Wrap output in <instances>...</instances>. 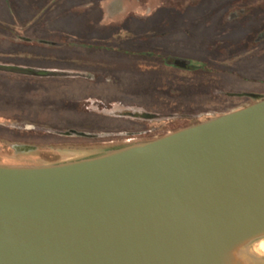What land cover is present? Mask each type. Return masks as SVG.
I'll list each match as a JSON object with an SVG mask.
<instances>
[{
    "label": "rangeland",
    "instance_id": "obj_1",
    "mask_svg": "<svg viewBox=\"0 0 264 264\" xmlns=\"http://www.w3.org/2000/svg\"><path fill=\"white\" fill-rule=\"evenodd\" d=\"M0 65V164L74 158L263 94L264 0H0Z\"/></svg>",
    "mask_w": 264,
    "mask_h": 264
},
{
    "label": "water",
    "instance_id": "obj_2",
    "mask_svg": "<svg viewBox=\"0 0 264 264\" xmlns=\"http://www.w3.org/2000/svg\"><path fill=\"white\" fill-rule=\"evenodd\" d=\"M261 239L264 98L151 139L0 164V264H264L250 252Z\"/></svg>",
    "mask_w": 264,
    "mask_h": 264
},
{
    "label": "flooded vegetation",
    "instance_id": "obj_3",
    "mask_svg": "<svg viewBox=\"0 0 264 264\" xmlns=\"http://www.w3.org/2000/svg\"><path fill=\"white\" fill-rule=\"evenodd\" d=\"M241 11V10H240ZM237 18V17H236ZM169 61H171V62H175L178 66H181V67H184V68H187L189 65L187 64V62L186 61H184V60H178L177 58L175 59V58H170L169 59ZM21 68H28V69H30V70H32L33 72L32 73H30V74H34V75H39V74H41L42 73V71H39V70H36V69H34V68H31V67H21ZM103 111H105V109H103ZM106 113H108V109H106V111H105ZM114 112V114H116L117 116H125L127 113L129 114V116H133V117H136V116H134V114H140V113H142V112H137V111H128V110H126V109H119V110H117V111H113Z\"/></svg>",
    "mask_w": 264,
    "mask_h": 264
},
{
    "label": "trees",
    "instance_id": "obj_4",
    "mask_svg": "<svg viewBox=\"0 0 264 264\" xmlns=\"http://www.w3.org/2000/svg\"><path fill=\"white\" fill-rule=\"evenodd\" d=\"M16 38H19L18 36H15ZM20 39V38H19ZM240 95H245V96H247V97H249V101L247 102V103H245V104H243L242 106H240V107H238V108H241V107H243V106H245V105H248V104H250V103H252V102H254V101H256V100H259V99H262V98H264V93L262 94V93H258V91L256 92V91H254V90H250V91H248V92H243L242 94H240ZM238 108H236V109H238ZM224 113V112H223ZM220 114H222V113H220ZM197 122H199V121H196V122H193V123H191V124H194V123H197ZM188 125H190V124H188ZM187 126V125H186Z\"/></svg>",
    "mask_w": 264,
    "mask_h": 264
},
{
    "label": "bare ground",
    "instance_id": "obj_5",
    "mask_svg": "<svg viewBox=\"0 0 264 264\" xmlns=\"http://www.w3.org/2000/svg\"><path fill=\"white\" fill-rule=\"evenodd\" d=\"M250 252L256 256H263L264 255V239L254 242L250 246Z\"/></svg>",
    "mask_w": 264,
    "mask_h": 264
}]
</instances>
